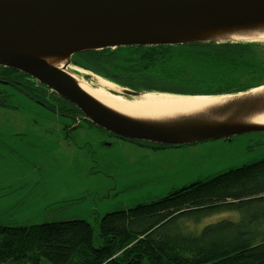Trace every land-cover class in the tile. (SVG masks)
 <instances>
[{
  "label": "trees",
  "instance_id": "1",
  "mask_svg": "<svg viewBox=\"0 0 264 264\" xmlns=\"http://www.w3.org/2000/svg\"><path fill=\"white\" fill-rule=\"evenodd\" d=\"M90 55L81 59L85 64L81 56L77 60L97 75L95 88L100 77L145 94L195 98L264 86V41L118 48L92 54L98 59ZM71 112L79 110L71 104ZM132 142L155 149L181 147ZM260 204L264 206V158L109 212L94 223L72 218L0 224V264H264V224L254 227L255 216L221 220L198 233H185L189 226L182 222Z\"/></svg>",
  "mask_w": 264,
  "mask_h": 264
},
{
  "label": "water",
  "instance_id": "2",
  "mask_svg": "<svg viewBox=\"0 0 264 264\" xmlns=\"http://www.w3.org/2000/svg\"><path fill=\"white\" fill-rule=\"evenodd\" d=\"M257 41H264V0H0V67L39 81L95 127L139 143L184 146L264 132V86L195 98L112 89L133 98L116 102L91 91L79 54ZM145 96L185 101L133 104Z\"/></svg>",
  "mask_w": 264,
  "mask_h": 264
},
{
  "label": "rangeland",
  "instance_id": "3",
  "mask_svg": "<svg viewBox=\"0 0 264 264\" xmlns=\"http://www.w3.org/2000/svg\"><path fill=\"white\" fill-rule=\"evenodd\" d=\"M260 59L264 61V55ZM71 123L47 110L0 108V224L29 226L72 218L94 223L109 212L150 202L264 158V132L155 149L87 122L68 135ZM22 132L23 141L9 137ZM263 208L260 204L184 218L189 227L183 231L198 233L208 224L244 221L248 216H255L258 227L264 224Z\"/></svg>",
  "mask_w": 264,
  "mask_h": 264
},
{
  "label": "flooded vegetation",
  "instance_id": "4",
  "mask_svg": "<svg viewBox=\"0 0 264 264\" xmlns=\"http://www.w3.org/2000/svg\"><path fill=\"white\" fill-rule=\"evenodd\" d=\"M87 53H91L89 56L90 59H98L97 56L92 55L95 53L92 51L79 54L78 57L81 56L80 60L82 59L83 61H86L88 58ZM84 66L85 69H83L84 72L81 73V75L83 74V76L89 79L90 83L93 82L94 84L92 85L95 86V80L93 78L97 75L93 74V71H91L88 65ZM103 81L109 86L105 87L104 89L109 88L108 90L111 93L114 92L112 89H126L122 88L120 83L97 77L98 85H100L99 82L103 83ZM98 88L103 89L101 85ZM0 108L5 110H14L20 108L24 110V108H29L33 111L42 109L49 112L58 113V115L63 116L65 120L72 121L70 128L68 129V135H71V129H77L81 126H84V123L88 121L84 118L82 112L79 109V112L77 113L71 112V103L59 96L56 92L52 91L39 81L22 72L5 67H0ZM25 136L26 134L23 132L9 135V137L13 139L18 138L21 141L25 139ZM0 142L3 141L0 139ZM33 151L34 148L32 149V152Z\"/></svg>",
  "mask_w": 264,
  "mask_h": 264
},
{
  "label": "bare ground",
  "instance_id": "5",
  "mask_svg": "<svg viewBox=\"0 0 264 264\" xmlns=\"http://www.w3.org/2000/svg\"><path fill=\"white\" fill-rule=\"evenodd\" d=\"M103 86L109 87L106 83H102ZM111 88V87H110ZM94 92L95 95L102 99H108L116 102H125L121 96L112 94L108 92L107 90L97 88L95 90H91ZM185 101L184 99H167V100H161L160 98H154L152 96H145L141 97L140 99L134 100L135 106L140 107H159V106H168V105H174L180 102Z\"/></svg>",
  "mask_w": 264,
  "mask_h": 264
}]
</instances>
